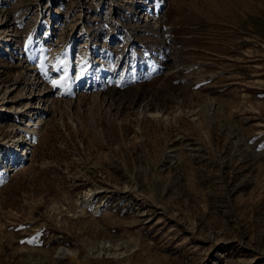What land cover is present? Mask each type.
Instances as JSON below:
<instances>
[{"label":"rangeland","instance_id":"rangeland-1","mask_svg":"<svg viewBox=\"0 0 264 264\" xmlns=\"http://www.w3.org/2000/svg\"><path fill=\"white\" fill-rule=\"evenodd\" d=\"M0 105V264H264V0H0Z\"/></svg>","mask_w":264,"mask_h":264},{"label":"bare ground","instance_id":"bare-ground-1","mask_svg":"<svg viewBox=\"0 0 264 264\" xmlns=\"http://www.w3.org/2000/svg\"><path fill=\"white\" fill-rule=\"evenodd\" d=\"M1 111H4V109H3V107L0 105V112ZM36 127H34V130H33V132L35 133L36 132ZM12 146H14L15 148L17 147L16 145H17V142L16 141H14V142H12V144H11ZM14 149V148H13ZM11 157H13V151H12V153H11ZM15 169H17V166H15V165H13L12 166V169H10L9 171H3L2 172V174H5V172L7 173V172H12L13 170H15Z\"/></svg>","mask_w":264,"mask_h":264},{"label":"snow or ice","instance_id":"snow-or-ice-1","mask_svg":"<svg viewBox=\"0 0 264 264\" xmlns=\"http://www.w3.org/2000/svg\"><path fill=\"white\" fill-rule=\"evenodd\" d=\"M52 83H53L54 86H56V85H58L59 83H61V81L53 80Z\"/></svg>","mask_w":264,"mask_h":264}]
</instances>
